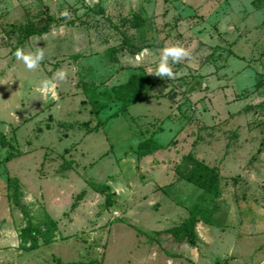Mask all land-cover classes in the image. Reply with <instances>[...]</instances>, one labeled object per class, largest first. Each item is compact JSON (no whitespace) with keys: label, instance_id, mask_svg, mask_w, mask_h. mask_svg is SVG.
Segmentation results:
<instances>
[{"label":"rangeland","instance_id":"rangeland-1","mask_svg":"<svg viewBox=\"0 0 264 264\" xmlns=\"http://www.w3.org/2000/svg\"><path fill=\"white\" fill-rule=\"evenodd\" d=\"M33 22L47 32L23 37ZM166 46L189 52L172 80L149 73ZM37 47L33 71L12 56ZM59 69L56 98H40ZM137 73L155 89L122 114L107 93ZM11 75L0 264H264V0H0ZM147 138L162 148L138 156ZM193 160L216 169L219 197L182 180ZM191 214L194 244L177 243L165 231Z\"/></svg>","mask_w":264,"mask_h":264},{"label":"trees","instance_id":"trees-1","mask_svg":"<svg viewBox=\"0 0 264 264\" xmlns=\"http://www.w3.org/2000/svg\"><path fill=\"white\" fill-rule=\"evenodd\" d=\"M47 23H31L23 28L25 32L23 37L30 35H42L47 32ZM155 84L147 74L137 73L130 75L124 83L112 86L107 98H115L120 102L121 113L124 114L125 109L140 100L152 97ZM89 90V89H88ZM86 88L84 91L88 92ZM93 90V89H91ZM162 146L152 138H147L140 141L134 153L138 156H146L152 154L154 151L159 150ZM11 158V155H7L3 161H7ZM182 180L193 184L199 189L203 190L212 197H219L221 194V186L218 180L216 169L209 168L205 164L192 161L191 167L188 171L181 176ZM196 222L195 216L191 214L181 225L168 228L165 232L171 234L174 241L177 243L187 242L188 244H194L195 230L194 224Z\"/></svg>","mask_w":264,"mask_h":264},{"label":"clouds","instance_id":"clouds-1","mask_svg":"<svg viewBox=\"0 0 264 264\" xmlns=\"http://www.w3.org/2000/svg\"><path fill=\"white\" fill-rule=\"evenodd\" d=\"M61 15H67L66 12L61 13ZM149 54L147 48L143 49L139 54H137L133 59L135 62L139 63L145 56ZM14 59L23 64L24 68L28 71H33L38 68L41 61L44 59V53L37 47L35 52H25L21 48H16L12 52ZM189 57V52L187 49L179 46H166L159 50L158 61L156 62V67L154 71H149V73L154 74L157 77L172 80L178 75L172 71L171 65L176 64L181 59ZM171 62V63H170ZM67 73L63 69H59L53 73L51 78L42 79L38 84V95L40 98H56L55 89L57 87V82H62L65 80ZM13 78H18L15 75L8 77L6 81L0 82V84L8 83L11 84ZM26 202H32L33 197L31 194H26L24 196ZM18 241L13 243V247H16Z\"/></svg>","mask_w":264,"mask_h":264},{"label":"crops","instance_id":"crops-1","mask_svg":"<svg viewBox=\"0 0 264 264\" xmlns=\"http://www.w3.org/2000/svg\"><path fill=\"white\" fill-rule=\"evenodd\" d=\"M155 153V152H154ZM146 156H149V155H146ZM146 156H143V157H146Z\"/></svg>","mask_w":264,"mask_h":264}]
</instances>
